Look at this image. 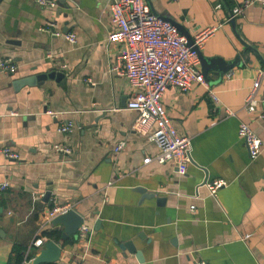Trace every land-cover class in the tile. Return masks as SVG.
Segmentation results:
<instances>
[{
	"label": "crops",
	"instance_id": "1",
	"mask_svg": "<svg viewBox=\"0 0 264 264\" xmlns=\"http://www.w3.org/2000/svg\"><path fill=\"white\" fill-rule=\"evenodd\" d=\"M110 1L0 0V55L16 64L0 70V146L18 153L14 159L0 151V182H8L0 190V264L12 260L15 243L26 247L21 264L32 258L41 248L30 245L37 236L60 245L49 264H264V117L243 107L264 63V7L251 4L228 18L240 0H148L185 36L216 27L203 56L239 57L223 75L210 67L204 74L217 103L199 82L163 91L174 126L191 139L192 161L179 172L173 161L143 162L158 147L126 107L136 88L110 70L123 48L107 40ZM48 72L55 74L36 79ZM263 91L264 77L257 93ZM67 121L73 129L58 131ZM240 121L262 140L254 159L238 134ZM120 139L125 144L114 150ZM56 142L71 152L57 151ZM219 177L226 184L210 194L205 183ZM64 202L91 227L83 239H63L64 224L47 217ZM55 228L58 239L45 235Z\"/></svg>",
	"mask_w": 264,
	"mask_h": 264
},
{
	"label": "built area",
	"instance_id": "2",
	"mask_svg": "<svg viewBox=\"0 0 264 264\" xmlns=\"http://www.w3.org/2000/svg\"><path fill=\"white\" fill-rule=\"evenodd\" d=\"M42 5H55L56 0H35ZM251 4L264 7V0H240L230 10L228 18L242 13ZM217 3L216 6H219ZM109 16L112 29L108 32L107 40L120 42L123 48L116 56L115 63L110 65V70L124 75L128 83L136 90L127 99L126 107L136 111L135 123L148 131V137L155 142L158 151L147 155L143 162L155 159L162 163L173 161L179 172H184L186 165L192 161L191 139L188 135L181 134L174 126L166 112L161 96L168 85H176L181 90H187L194 82L203 84L207 94L213 102H218L216 92L210 87L200 67L198 49L205 39L214 31L215 26H205L192 33V42L181 33L176 24L154 12L146 0H111L109 3ZM60 34L59 31H55ZM64 36L75 41L74 33H65ZM16 64L10 56L0 55V70L14 71ZM227 76L230 73H226ZM264 77V63L260 66L250 85L243 102V107L254 118L264 117V91L257 93L261 78ZM227 114L233 113L226 108ZM73 129L70 121L61 124L57 130L68 132ZM238 134L243 138L249 157L254 159L260 153L263 143L249 123L240 121ZM125 140L120 139L114 150L120 149ZM54 148L64 154L71 152L70 147L64 142H56ZM0 151L10 158H17L18 153L10 147L1 145ZM224 178H215L207 181L210 194H215L217 189L226 184ZM8 182H0V190ZM264 186V182H263ZM191 208L194 205H190ZM70 202L55 203L47 211L48 218L71 209ZM91 232V227L86 223L78 226L76 236L84 238ZM46 238L37 236L30 245L42 247ZM31 259V258H30ZM24 261L28 264L29 260ZM194 264H212L205 260H197Z\"/></svg>",
	"mask_w": 264,
	"mask_h": 264
},
{
	"label": "water",
	"instance_id": "3",
	"mask_svg": "<svg viewBox=\"0 0 264 264\" xmlns=\"http://www.w3.org/2000/svg\"><path fill=\"white\" fill-rule=\"evenodd\" d=\"M57 2L64 6L68 5L67 0H57ZM148 4L150 5V2L147 0ZM233 22V18L230 20ZM174 22V21H173ZM187 34V33H186ZM188 42L191 43L192 39L189 34L186 35ZM198 55L200 57V62L202 66V71L206 75L207 69L210 68H216L220 71V75H223L224 72L232 67L233 65L238 63V56H235V59L230 62H222L219 57H205L201 54L200 49H198ZM54 72H48V73H41L39 75H36V79H44L47 76H53ZM48 194V191L45 193V196ZM54 222L63 223V231H62V238L65 239L69 235H76L78 226L83 222V216L79 214L74 209H69L64 213L58 214L55 218H53ZM96 223H98V220H96ZM128 245V243H126ZM60 245L55 242L54 240L50 239L44 242L43 246L40 248V250L34 254V256L29 260L28 264H41V263H51L53 261H56L60 256ZM139 257V255H138Z\"/></svg>",
	"mask_w": 264,
	"mask_h": 264
},
{
	"label": "trees",
	"instance_id": "4",
	"mask_svg": "<svg viewBox=\"0 0 264 264\" xmlns=\"http://www.w3.org/2000/svg\"><path fill=\"white\" fill-rule=\"evenodd\" d=\"M45 235L50 238L58 239L60 237V231L56 228L50 229L45 231ZM25 249L26 247L24 245L15 243L12 247L14 255L12 257V260L10 259L8 264H21L25 257Z\"/></svg>",
	"mask_w": 264,
	"mask_h": 264
}]
</instances>
